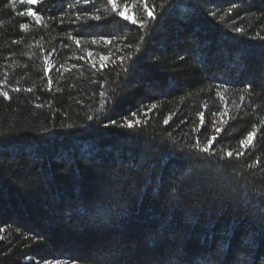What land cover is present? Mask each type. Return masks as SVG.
Returning <instances> with one entry per match:
<instances>
[{
	"label": "trees",
	"instance_id": "1",
	"mask_svg": "<svg viewBox=\"0 0 264 264\" xmlns=\"http://www.w3.org/2000/svg\"><path fill=\"white\" fill-rule=\"evenodd\" d=\"M0 264H264V0H0Z\"/></svg>",
	"mask_w": 264,
	"mask_h": 264
},
{
	"label": "snow or ice",
	"instance_id": "2",
	"mask_svg": "<svg viewBox=\"0 0 264 264\" xmlns=\"http://www.w3.org/2000/svg\"><path fill=\"white\" fill-rule=\"evenodd\" d=\"M35 2H36V0H28V3H29V4H32V3H35ZM29 15H31V16H36V12L30 11V12H29ZM149 16H151V12H149ZM96 19H99V17H96ZM135 22H136V21H133V23H135ZM141 26H143V25H141ZM24 27H27V25H24ZM77 43H79V41H77ZM101 66L103 67V65H101ZM4 95H5V97H7V93H4ZM113 123H114V122H113ZM132 126H133L132 123L129 122V123H128V127L131 128ZM217 131H219V129H217ZM253 135H254V133H251V132L248 134V139H249V141L251 140V138H252ZM212 139H215V137H212ZM241 143L243 144L244 142L241 141ZM208 147H211V142H209V146H208ZM208 147H205V148L201 149V151H205V152H207V151H208ZM228 155L231 156L232 153L229 152Z\"/></svg>",
	"mask_w": 264,
	"mask_h": 264
}]
</instances>
